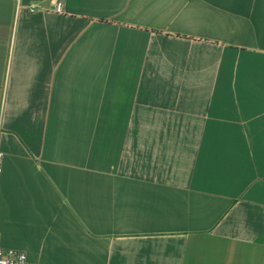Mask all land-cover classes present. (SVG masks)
<instances>
[{
  "label": "crops",
  "instance_id": "0c3cea01",
  "mask_svg": "<svg viewBox=\"0 0 264 264\" xmlns=\"http://www.w3.org/2000/svg\"><path fill=\"white\" fill-rule=\"evenodd\" d=\"M0 148L31 262L264 264V0H0Z\"/></svg>",
  "mask_w": 264,
  "mask_h": 264
},
{
  "label": "built area",
  "instance_id": "2783aa9c",
  "mask_svg": "<svg viewBox=\"0 0 264 264\" xmlns=\"http://www.w3.org/2000/svg\"><path fill=\"white\" fill-rule=\"evenodd\" d=\"M39 9H43L38 4H31L29 5V11L31 13H35ZM55 13H63V2L58 1L56 3ZM3 161H4V152L0 148V180L3 173ZM0 264H36L34 262H31L28 259V256L25 252L16 250V249H5L2 246V236L0 234Z\"/></svg>",
  "mask_w": 264,
  "mask_h": 264
}]
</instances>
